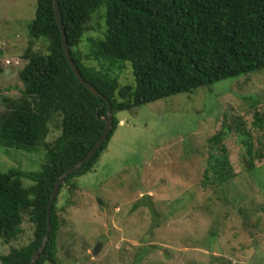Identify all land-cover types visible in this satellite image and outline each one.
Segmentation results:
<instances>
[{"label":"trees","instance_id":"1","mask_svg":"<svg viewBox=\"0 0 264 264\" xmlns=\"http://www.w3.org/2000/svg\"><path fill=\"white\" fill-rule=\"evenodd\" d=\"M57 2L70 56L99 96L79 83L66 61L52 0H36L34 17L20 35L25 34L30 43L41 41L44 51L29 45L22 55L26 63L18 78L23 89L21 97L9 101L6 110L0 112V147L35 150L49 134L55 115L60 116V134L41 145L45 158L39 171H0V239L5 243L14 240L21 233L24 216L33 226V240L26 246L10 248L0 256L1 264L30 263L46 234V207L52 187L94 147L104 129L107 104L112 113L108 134L91 157L65 179L56 197L61 188L74 187L75 178L93 170L118 127L117 113L264 70V0ZM91 31L96 34H89ZM125 62L130 64L135 86L121 85L111 74L123 69ZM244 98L253 110V126L262 129L264 138V114L257 112L260 99L253 94ZM223 117L227 118L226 113ZM225 129L222 124L207 140L212 152L202 175L203 186H223L236 177L223 143ZM241 141L247 156L244 169L249 172L257 157L243 130ZM22 179L28 182L26 187ZM56 197L50 208L46 246L36 264H56L60 228ZM238 211L243 214L242 208ZM262 258L264 254L258 260Z\"/></svg>","mask_w":264,"mask_h":264},{"label":"rangeland","instance_id":"2","mask_svg":"<svg viewBox=\"0 0 264 264\" xmlns=\"http://www.w3.org/2000/svg\"><path fill=\"white\" fill-rule=\"evenodd\" d=\"M35 6L36 0H0V112L21 97L18 71L26 63L25 49L44 51L41 41L30 43L20 35ZM125 65L111 74L121 85L135 86L130 64ZM248 94L260 99L257 112L264 114V70L117 113L118 127L93 170L56 197V264H264V258L258 260L264 254V138L253 126ZM59 122L55 115L49 134L31 152L0 147V171H39L43 146L60 134ZM222 124L236 177L223 186H203L212 152L207 140ZM242 130L257 157L249 172ZM144 194L160 218L151 230L147 209L137 205ZM32 240L33 226L24 216L14 240L0 239V256Z\"/></svg>","mask_w":264,"mask_h":264},{"label":"water","instance_id":"3","mask_svg":"<svg viewBox=\"0 0 264 264\" xmlns=\"http://www.w3.org/2000/svg\"><path fill=\"white\" fill-rule=\"evenodd\" d=\"M52 2H53V8H54L55 21L57 23V26H58V29L60 32L61 43H62V47H63V51H64V55H65L67 63L69 65L71 71L73 72L74 76L79 81V83L81 85H83L84 87H86L88 90H90L94 95L99 96V94L96 92V90L91 85H89L87 82H85V80L83 79L80 72L77 70V68L75 66V64H74V62L70 56V52H69L68 43L66 40L64 29L62 28V25H61L60 14H59V9H58V2H57V0H52ZM107 105H108L107 117L102 119V121L104 122V129H103L102 134L98 138L97 142L95 143L94 147L92 148V150L88 153V155L82 161L78 162L74 166H71L62 175H60L52 187V190H51V193H50V196L48 199L47 207H46V234L44 235V237L42 239V243H41L40 247L38 249H36L35 251H33L29 264H36L40 254L43 252V250L46 246L47 233L50 229V222H49L50 208H51L52 202L54 201V199L58 193L60 186L63 184V182L65 181V179L69 175H71L75 171H77L80 168L81 164L84 161H86L88 158L91 157V155L101 145L102 141L105 139L106 135L108 134V132L112 126V113L110 111L109 104H107ZM137 205L138 206H144L147 209V211L150 215V219H151V223H150V230H151L154 227V225L160 221V218L156 215V213L153 209L149 195L144 194L142 196V198L137 202ZM95 251H96V248L93 250V252H95Z\"/></svg>","mask_w":264,"mask_h":264},{"label":"clouds","instance_id":"4","mask_svg":"<svg viewBox=\"0 0 264 264\" xmlns=\"http://www.w3.org/2000/svg\"><path fill=\"white\" fill-rule=\"evenodd\" d=\"M151 201V200H150ZM152 203V202H151ZM153 206V205H152ZM154 209V208H153Z\"/></svg>","mask_w":264,"mask_h":264}]
</instances>
